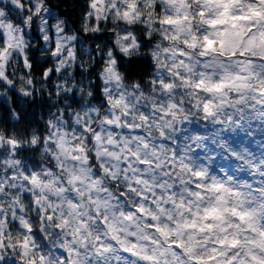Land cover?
<instances>
[{"label": "clouds", "instance_id": "1", "mask_svg": "<svg viewBox=\"0 0 264 264\" xmlns=\"http://www.w3.org/2000/svg\"><path fill=\"white\" fill-rule=\"evenodd\" d=\"M0 264H264V0H0Z\"/></svg>", "mask_w": 264, "mask_h": 264}]
</instances>
